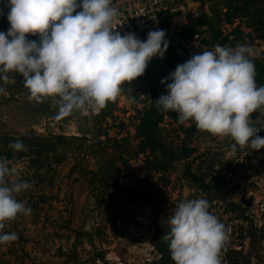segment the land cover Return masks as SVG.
Returning a JSON list of instances; mask_svg holds the SVG:
<instances>
[{
	"label": "rangeland",
	"instance_id": "obj_1",
	"mask_svg": "<svg viewBox=\"0 0 264 264\" xmlns=\"http://www.w3.org/2000/svg\"><path fill=\"white\" fill-rule=\"evenodd\" d=\"M195 2L196 11L189 19L201 11L207 13L223 36L228 37L225 43L220 37L221 46L246 43L256 48L259 40L264 42V25L257 23V18L227 17L231 0ZM7 3L8 0H0V32L5 33L10 27ZM27 38L38 40L34 36ZM151 68L157 75L162 72L159 63ZM170 73L168 70L167 76ZM9 75L7 82L0 80V88L11 96L9 100L0 99V146L11 151V159L5 160L17 170V175L10 179L31 184L17 198L31 207L32 214L8 222L4 231L16 232L19 238L0 245V264H159L162 255L152 244L155 228L170 229L169 217L175 205L204 198L212 213L213 203L216 201L218 207L229 191L213 169L221 159L217 150L227 138L191 132L188 129L193 122L180 124L168 116L160 125L163 137L174 147L186 149L188 158L167 172L150 170L144 179L131 171V160L140 155L145 162L152 158L150 152L141 151L137 130L141 116L151 104L150 84L144 78L125 82L117 100L99 111L77 110L57 118L58 105L52 98L42 103L29 100L23 77ZM256 122L257 127L264 123L258 119ZM258 134L264 136V130ZM5 135L12 138L5 140ZM22 136L25 142L21 141ZM57 136L62 139H56ZM16 140L26 150L31 147L29 143L37 142L36 148L42 150L48 144L51 151L44 149L42 155L20 158L19 152L9 147ZM101 161L106 162L104 168L114 172L122 187L140 192L143 199L127 201L112 182L101 181ZM188 169L204 176L210 190L198 187L187 174ZM249 236V248L241 242L240 250H228L221 255L222 264H264V238Z\"/></svg>",
	"mask_w": 264,
	"mask_h": 264
},
{
	"label": "clouds",
	"instance_id": "obj_2",
	"mask_svg": "<svg viewBox=\"0 0 264 264\" xmlns=\"http://www.w3.org/2000/svg\"><path fill=\"white\" fill-rule=\"evenodd\" d=\"M6 7L10 27L0 32V80L21 75L29 100L52 98L57 118L77 110L99 111L115 102L122 85L144 75L152 58L163 59L169 46L164 30L150 31L144 41L115 31L120 13L112 0H8ZM260 57V50L246 43L200 51L161 80L167 94L155 100L156 106L175 112L180 124L191 121L202 132L230 138L233 152L259 151L264 148V137L258 135L264 123L257 127L251 116L258 110L264 115V86L255 79L254 61ZM9 147L26 151L20 140ZM16 175L0 159V245L19 238L4 231L8 222L32 214L17 198L31 184L10 179ZM210 207L204 198L175 205L170 231L161 237L169 241L174 264H222L229 236Z\"/></svg>",
	"mask_w": 264,
	"mask_h": 264
},
{
	"label": "built area",
	"instance_id": "obj_3",
	"mask_svg": "<svg viewBox=\"0 0 264 264\" xmlns=\"http://www.w3.org/2000/svg\"><path fill=\"white\" fill-rule=\"evenodd\" d=\"M195 5V0H112V6L120 13L114 25L117 28L115 31L121 35L134 33L144 41L150 31L164 30L168 49L163 59L157 56L151 61L163 62L170 57L187 61L200 51H211L215 46L205 42L209 37L205 31L189 35L185 33L189 16L196 11ZM258 43L256 48L264 52V42L259 40ZM10 98L9 92L0 93V99ZM263 116L258 110L251 119L256 124L257 119L261 120ZM231 143V139L227 138L217 150L221 153V159L213 168L218 181L229 189L218 207L216 201L213 203L215 208L212 213L226 226L229 236L221 255L228 250H240L241 242L248 249L250 229L264 235V148L259 151L247 150L248 154L245 155L239 148L233 152ZM130 169L141 179L150 174L143 155L130 161ZM230 204L235 205L234 210H227Z\"/></svg>",
	"mask_w": 264,
	"mask_h": 264
},
{
	"label": "trees",
	"instance_id": "obj_4",
	"mask_svg": "<svg viewBox=\"0 0 264 264\" xmlns=\"http://www.w3.org/2000/svg\"><path fill=\"white\" fill-rule=\"evenodd\" d=\"M202 3L203 0H195ZM229 9L227 13V17L236 18L235 15H244V16H252L258 19L259 24L264 25V0H231L229 3ZM200 15L194 16L189 19L188 26L185 30L186 34H196L202 33L204 31L208 32V39L205 41L208 44L217 45L220 41V37H223L222 42L225 43L228 41L227 36H223L222 30L218 29L213 19L205 12L201 11ZM228 21H232L228 19ZM205 27L209 28L205 30ZM210 30V31H209ZM212 31V32H211ZM211 32V33H210ZM237 34L240 32L239 29L235 31ZM264 39V32L261 36ZM220 45V44H219ZM180 62H185L183 60H178L174 57H170L168 60L163 62L150 61L144 75L138 77V79L144 78L150 84V94H151V104L149 110L145 111L144 114L140 118V123L137 128L139 138L141 139V151L143 153L150 152L152 156L151 159L146 160V167L151 171L156 172H167L176 166V163L180 162L188 158L189 153L186 152V149L183 147H174L172 143L168 142L163 137V131L160 125L162 124L165 116H168L174 119L176 122L177 114L175 112L169 111L167 113L161 112L158 110L156 106V101L162 94L166 93V84H161V80L167 77V72L170 70L173 72ZM159 63L160 67H162V72L157 75L154 69L151 68V65ZM255 70H256V83L259 86H264V54L261 55L260 58H257L255 61ZM106 116V115H105ZM264 121V116L261 119ZM191 132H199L195 127V124L188 129ZM12 138V136L5 135L4 139L8 140ZM21 141L25 142V136H22ZM56 139H62L60 136H57ZM31 147H28V150L19 152V157L24 156H32V155H42L44 149L48 152L51 151L49 145H44L42 150L38 147L37 142L29 143ZM93 154L99 158V154L97 150H92ZM11 159V151L3 150L0 146V159ZM103 166L98 172V175L101 177V181L108 180L110 183L114 185L117 189L119 195H124V199L127 201L143 199V195L140 192H135L134 190H129L121 186L114 172H112L109 168H104L106 166L105 161H101ZM187 174L191 177L192 181L197 184L198 187L203 189L204 191L210 190V187L205 182L204 176H198L196 173L191 170L186 171ZM105 179V180H104ZM100 181V183H101ZM221 183V182H220ZM221 185H223L221 183ZM235 205H228L227 210H234ZM170 229L167 227H156L155 235L152 240V244L158 250L159 254L162 255L159 264H174V261L171 259V254L169 251V241H165L161 239L163 234H167ZM250 235L256 234L258 237H263L264 235H258L255 230L250 229Z\"/></svg>",
	"mask_w": 264,
	"mask_h": 264
}]
</instances>
